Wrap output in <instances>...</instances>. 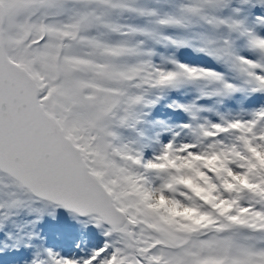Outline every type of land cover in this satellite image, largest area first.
I'll list each match as a JSON object with an SVG mask.
<instances>
[{
	"label": "snow or ice",
	"instance_id": "6c2138e0",
	"mask_svg": "<svg viewBox=\"0 0 264 264\" xmlns=\"http://www.w3.org/2000/svg\"><path fill=\"white\" fill-rule=\"evenodd\" d=\"M0 264H264V0H0Z\"/></svg>",
	"mask_w": 264,
	"mask_h": 264
}]
</instances>
